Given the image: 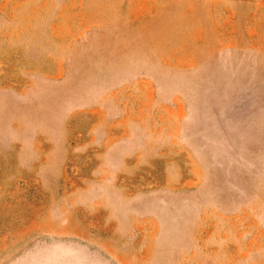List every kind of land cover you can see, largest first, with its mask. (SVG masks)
<instances>
[{
	"label": "rangeland",
	"instance_id": "obj_1",
	"mask_svg": "<svg viewBox=\"0 0 264 264\" xmlns=\"http://www.w3.org/2000/svg\"><path fill=\"white\" fill-rule=\"evenodd\" d=\"M0 264H264V0H0Z\"/></svg>",
	"mask_w": 264,
	"mask_h": 264
}]
</instances>
